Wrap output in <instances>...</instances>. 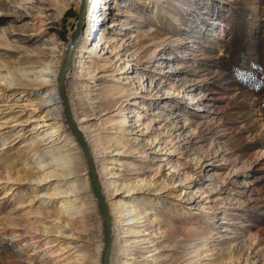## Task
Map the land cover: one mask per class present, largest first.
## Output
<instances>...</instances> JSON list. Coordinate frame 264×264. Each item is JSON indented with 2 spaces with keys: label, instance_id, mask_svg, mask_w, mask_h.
Returning a JSON list of instances; mask_svg holds the SVG:
<instances>
[{
  "label": "rangeland",
  "instance_id": "obj_1",
  "mask_svg": "<svg viewBox=\"0 0 264 264\" xmlns=\"http://www.w3.org/2000/svg\"><path fill=\"white\" fill-rule=\"evenodd\" d=\"M81 3L0 0L1 86L59 73ZM66 89L101 183L161 189L125 197L140 233L112 216V264H264V0H89ZM36 92L0 97V264H101L88 164L63 111L61 138L36 136Z\"/></svg>",
  "mask_w": 264,
  "mask_h": 264
},
{
  "label": "bare ground",
  "instance_id": "obj_2",
  "mask_svg": "<svg viewBox=\"0 0 264 264\" xmlns=\"http://www.w3.org/2000/svg\"><path fill=\"white\" fill-rule=\"evenodd\" d=\"M95 9L96 8L93 7V9L91 10L93 15H94ZM88 19L90 18L88 17ZM86 20H87V17H86ZM89 28L90 27H88V29L85 31V35L83 37V43H82L83 45H81V48L82 47L84 48L89 40V36L91 33V30ZM89 51L91 52L93 51V49H88V52ZM52 66L53 65L51 64V61H48V63H44L41 67H39L37 69L38 70L37 72H34L38 76L35 81V84L29 83L28 79H25L21 75L22 73L21 71H24L25 69V68H22L20 72L14 74V79H15L14 83L12 81H9L5 83V86L0 85V97L2 95H4L3 97H5L6 94L13 95L17 91H20L21 94H26L30 96L34 93L37 94L36 91H43V90L45 91L44 93L40 94L41 96L40 98H38L37 100L38 102L35 104L36 112L35 111L30 112V116H28L26 119V121L32 122L33 129L36 132V136L40 138L39 139L40 141H44V142L45 141L50 142V141H54L55 139L61 138L62 135L59 133V131L63 128V124L61 123L62 117H63L61 97L58 95V88L56 86L58 73L51 71ZM47 78H50V79H47ZM74 118H75L76 124L79 127V129L83 132V134L86 137H89L88 136V134L90 133L89 128L85 124V121L87 120V118L78 116L77 113H74ZM115 138L116 137L112 139L114 140ZM97 142L99 143L98 146H99L101 153L108 152L111 148L115 147L114 141H108L105 143H101L100 139H98ZM117 144H120V142H118ZM69 158L70 157H66L65 155L64 156L60 155L55 160L56 162L64 161L63 163L64 165L63 164H60V165L61 166L63 165L61 168L64 171L63 175H66V176L67 175L71 176V174H73V169L68 164L70 160L68 161L67 159ZM47 179H49L48 176L47 178H45V180ZM101 184H102V190L104 194H107L108 196H113V197L114 196L116 197L117 195H121L124 198L123 200H118L113 203L110 202L111 216H113L115 219V222H117V224H115V227L118 226V229H119V223L122 226H128V228L126 227V229H127L129 236L132 235L134 232L140 233L141 231L140 232L136 231L134 227L137 223V217H138L137 214H134L136 213V206H134L133 208L132 207L133 205L131 204V202L125 200V197H127V195H129L132 191L133 192H145L151 195H157L155 193L160 192L159 190L161 189H156L155 188L156 185L153 184L152 182H139L135 186H132L133 187L132 189L128 188L129 186L128 184L119 183V180H115L111 183L102 182ZM77 188L78 187L72 186L71 189L69 188L70 190L67 189L66 191L61 192L63 194H70V196H73L75 194L74 199L69 198L70 196H67L68 198L64 201V206L62 210H65L68 216L76 215L75 210H77V208L79 207V206L77 207L75 205V202L73 201L77 199L76 197H77V194L79 193L78 192L79 190ZM76 203H77V200H76ZM139 254H140L139 252L135 253L134 255L129 254V256L126 259L125 264H136L140 259ZM113 263H114V260H113Z\"/></svg>",
  "mask_w": 264,
  "mask_h": 264
},
{
  "label": "water",
  "instance_id": "obj_3",
  "mask_svg": "<svg viewBox=\"0 0 264 264\" xmlns=\"http://www.w3.org/2000/svg\"><path fill=\"white\" fill-rule=\"evenodd\" d=\"M88 3L89 0H82L80 6V18L78 19L75 30L71 35L68 44V49L64 57V61L61 65V69L57 76V85H58V92L63 104V114L66 123L72 130L77 142L81 146L83 155L88 164L87 175L89 177L90 185L94 195L97 198L98 209L103 217L102 220L103 245H102L101 264H112L113 226H112V216H111L110 208L108 205L107 198L102 190V184L101 181L99 180V175L97 172L93 153L91 151L86 136L83 134V132L79 129V127L76 124L73 108L66 89L67 79L69 78V74L73 66L74 50L77 45V40L84 28L86 9Z\"/></svg>",
  "mask_w": 264,
  "mask_h": 264
}]
</instances>
